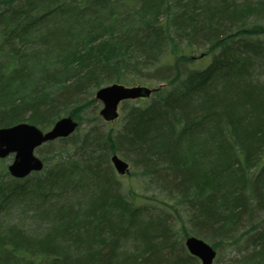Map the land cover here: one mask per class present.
<instances>
[{"label":"trees","instance_id":"obj_1","mask_svg":"<svg viewBox=\"0 0 264 264\" xmlns=\"http://www.w3.org/2000/svg\"><path fill=\"white\" fill-rule=\"evenodd\" d=\"M168 1L0 0V128H49L71 103L82 122L95 100L78 98L114 82L167 87L139 106L124 102L119 132L92 126L78 139L86 160L73 179L76 164L22 180L0 171V216L21 203L45 222L31 233L1 218L0 264H199L174 251L167 208L179 206L183 218H175L190 229L182 238L244 241L235 264H264V0ZM197 52L212 61L194 68ZM114 152L161 191L152 200L160 214L145 220L147 201L121 194Z\"/></svg>","mask_w":264,"mask_h":264},{"label":"rangeland","instance_id":"obj_2","mask_svg":"<svg viewBox=\"0 0 264 264\" xmlns=\"http://www.w3.org/2000/svg\"><path fill=\"white\" fill-rule=\"evenodd\" d=\"M244 0H237V3H242ZM168 2L170 3H174L175 1L173 0H169ZM91 6V5H89ZM263 20V21H262ZM261 22L264 25V19H262ZM229 30H233L235 31V29L233 27H229ZM237 30V29H236ZM38 38V37H37ZM36 37H32L30 42L35 40L37 41ZM237 38H235L236 40ZM261 41L264 43V36H262ZM18 46L19 43L18 41H16ZM34 44L38 45V42H34ZM29 46H24L21 45V56L22 57H26L27 56V50H29ZM6 55L9 54L8 51L5 52ZM26 54V56H24ZM197 57L200 56L201 52H197ZM40 57H44L42 55H40ZM213 59L212 55L209 56H205L202 57L198 60H196V62L194 63V68H203L205 67L207 64H209ZM50 63H54V62H50ZM55 66L60 67L59 62H56ZM257 66V65H256ZM262 72L258 73L257 68H255L253 70V80L262 81ZM264 80V79H263ZM147 85L151 88H155L158 87L159 85L162 84H166L165 82H144L141 81L140 83H135L133 85ZM46 85V84H43ZM40 89H43V91H45V87L43 86H37ZM167 88V87H166ZM164 88V89H166ZM50 90V88H49ZM98 88L96 89H88L84 94H82L78 99L81 102H89V101H94L95 99V94L97 92ZM129 103V106H139L140 103L138 101H129L127 102ZM144 104H146L147 102H143ZM70 105V107H69ZM68 106H63L60 108V117H72L74 120H78L76 116L77 115V110L75 108V104H69ZM101 109V103L100 102H96L94 101V104H88L86 106V108H84L78 115H81L83 118L82 122H79V127L76 130V132L74 133V135L76 136V141L73 142L74 144H70V145H61L59 143H56L55 145L52 146H48L44 145L42 147H40L39 149L36 150V154L45 162L46 164V168L44 169V171L41 172L42 175L45 174V172H49V174L51 173H56L58 170H67L70 169L74 166V164H76L77 166L73 169L75 172L71 173L72 175H74L72 178L68 179L71 180L74 177L77 176L76 171H80L81 169H83L85 166L83 163H85V158L80 156V145H81V141L79 142L78 139H83L84 135L89 132L93 127L94 129H98L100 132L107 134V132L111 129H115L116 132H119L122 128V125L124 123V108L121 107L119 110V117L114 120L113 122H105L103 121V119L101 118V116L99 115V111ZM76 110V111H75ZM75 114H71L74 113ZM97 113V115L95 116V114ZM31 112L27 113V116H30ZM95 116V117H94ZM98 118L99 120L102 121H95V118ZM91 120V124H89ZM89 124V125H88ZM38 126V125H37ZM93 126V127H92ZM40 129H42L43 131H47L49 128H44L42 126H38ZM101 135V134H100ZM74 141V140H73ZM65 151H67V156L63 157L60 156L59 153H64ZM115 153V152H114ZM99 154V153H97ZM113 153H110L109 155V161L110 158L112 157ZM118 154V153H117ZM123 160L127 161L130 164V174L126 175V176H119L117 174V172L114 170L111 162H110V172L112 171V176L115 177L116 179L119 180V188H121V194L124 195L125 199L129 202L132 203L134 202L135 204H141L144 203L145 200L148 203L147 208L144 210V214H143V218L145 220H148V216L149 215H155V214H160V212L163 210V207L161 206V204L153 202L152 200H156V199H160L162 198L160 196L161 191L157 188L156 185L152 184L150 182L149 178L146 177H142L140 170L138 171V169L134 168L133 163L126 159L125 157H123L121 154H118ZM132 159V158H131ZM12 162V157H8L6 159L0 160V171L1 172H5L7 170L8 165ZM83 162V163H82ZM106 171H108V168H106ZM63 172V171H62ZM33 177V176H31ZM79 178H82V176H80V174L78 175ZM45 178V176L43 177V179ZM83 179V178H82ZM33 181V179L31 180V182ZM57 187H53V189H55ZM136 195V198H135ZM135 198V199H134ZM136 201V202H135ZM144 201V202H143ZM9 204V203H8ZM9 205L6 204L5 208L1 209V216L0 219H4L7 222H11V223H17V224H21V225H25L29 232L31 231V233L36 232V230H38L39 228H41V226H43L45 224V222L41 221L40 218L38 217V215L35 213V211L32 209V206L29 205V207L27 208V206L25 204H21V203H16V205L9 207ZM26 207V208H25ZM169 212H171V214H169V216L167 215V218L170 219L171 221H168V223H170V225H172V231H173V238L171 240L172 243L177 244L176 248H174L177 253L180 251L182 252V255L184 256H188L190 255L189 252L187 251L186 247H185V239L182 238L183 237V231L184 228L185 229H189V226L184 222V221H179L177 220L175 217H182L183 218V212H182V207L179 206L177 209L179 211V213L177 212H173L172 209L167 208ZM175 211V210H174ZM155 212V213H154ZM44 223V224H43ZM246 226H250L251 227V223L247 222ZM244 226V227H246ZM243 227V228H244ZM243 228L241 229V231H243ZM246 229H248L246 227ZM245 229V230H246ZM262 229V228H261ZM190 230V229H189ZM37 233V232H36ZM205 240L207 243H209L217 252V256L215 258V261L213 264H235V261L240 260L243 255L247 254L245 251V244H243L244 241H241L240 243L237 244H230L229 242H221V244L218 245H214L212 241ZM122 249L123 250H130L132 249L131 244L130 243H126L124 245H122ZM173 249V248H171ZM163 253H166L164 251H162ZM168 253V252H167ZM198 263L200 264V262L198 261Z\"/></svg>","mask_w":264,"mask_h":264},{"label":"water","instance_id":"obj_3","mask_svg":"<svg viewBox=\"0 0 264 264\" xmlns=\"http://www.w3.org/2000/svg\"><path fill=\"white\" fill-rule=\"evenodd\" d=\"M159 90L160 88L151 89L146 86L126 87L121 84H112L99 89L95 99L102 103L100 116L106 121H114L119 117L118 108L121 102L148 98ZM77 126V122L71 117H63L46 132L27 123L0 128V158L14 153V159L8 170L13 177L25 178L33 171L43 169L44 163L35 156V149L49 141L68 137ZM111 162L120 175L129 174V164L118 155L114 154ZM185 245L192 256L200 259L201 264L213 263L216 251L205 241L189 237Z\"/></svg>","mask_w":264,"mask_h":264},{"label":"bare ground","instance_id":"obj_4","mask_svg":"<svg viewBox=\"0 0 264 264\" xmlns=\"http://www.w3.org/2000/svg\"><path fill=\"white\" fill-rule=\"evenodd\" d=\"M192 237H196V236H192ZM196 238H199V237H196ZM199 239H201V240H202V238H199ZM185 242H186V240H185Z\"/></svg>","mask_w":264,"mask_h":264}]
</instances>
